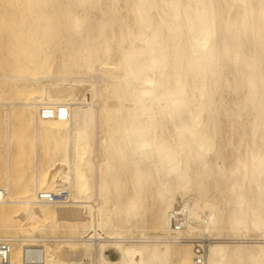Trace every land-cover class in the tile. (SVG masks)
<instances>
[{
  "label": "bare ground",
  "instance_id": "6f19581e",
  "mask_svg": "<svg viewBox=\"0 0 264 264\" xmlns=\"http://www.w3.org/2000/svg\"><path fill=\"white\" fill-rule=\"evenodd\" d=\"M7 1L26 38L0 75L13 258L30 243L52 264H194L179 238L208 235L205 264H264V0ZM18 124L32 149H12ZM63 189L69 203L39 199Z\"/></svg>",
  "mask_w": 264,
  "mask_h": 264
},
{
  "label": "rangeland",
  "instance_id": "374dc122",
  "mask_svg": "<svg viewBox=\"0 0 264 264\" xmlns=\"http://www.w3.org/2000/svg\"><path fill=\"white\" fill-rule=\"evenodd\" d=\"M8 2L7 4H8V6H7V4H6V2ZM1 2H4L3 4L5 5V8L8 10V12H10L9 10H11L10 8H12V13L14 14L13 15V19L11 18V16L10 17H7L10 13H7V12H5L6 11V9L5 8H3V6L1 5L2 3ZM103 0H101L100 1V5H101V7H106L105 5H103V3L105 4L106 3V1H104L103 3ZM13 3V1H11V4ZM102 3V4H101ZM13 5H14V3H13ZM103 5V6H102ZM0 6H1V10H3L2 11V13H1V10H0V13L1 14H3L4 12H5V14L6 15H2V17L0 18V19H5L6 17H7V20L5 19V21H3V24L1 23V21H0V25H1V29L2 30H0V75H3V74H8V75H14L13 74V72H14V70L15 71H17L18 69H19V67H21L22 66V64L24 63V58H23V56H22V45H24L23 44V42L24 41H26V38L24 37V39H23V36L22 37H20L19 35L20 34H18V33H15V31H16V29H17V27H18V23H19V21H20V17H22L23 15L22 14H24V13H22V12H24V11H22L21 12V10H18L19 8L17 7V6H15L14 5V7H11L12 5H10V2L9 1H7V0H0ZM9 8H7V7ZM119 6V8L120 7H122V6H124V4H122V2L118 5ZM15 10H14V9ZM91 9V10H90ZM89 9V13H91V12H94V14L93 13H91L90 15L93 17H95L96 15L98 16L99 14H100V12H98L99 10L97 9V8H94V9H92V8H90ZM97 11H96V10ZM55 12V14L53 13V16H56V11H54ZM121 12H122V15L124 14V15H126V12H125V10H124V12H123V9H121ZM99 13V14H98ZM11 15V14H10ZM1 16V15H0ZM4 17V18H3ZM25 17V16H24ZM8 18H11L12 19V22L13 23H11L10 21H11V19H9V22H7L8 21ZM55 18V17H54ZM24 20L25 18H21V20ZM56 19V18H55ZM54 19V20H55ZM57 20V19H56ZM55 20V21H56ZM16 21H17V23H16ZM23 22V21H22ZM26 22V21H25ZM24 22V23H25ZM10 25H9V24ZM12 25V26H11ZM14 28H15V30H14ZM6 30V31H5ZM9 32H8V31ZM13 31V32H12ZM1 33L3 34L2 35V37H1ZM9 33H11V34H9ZM19 37V38H18ZM21 38V39H20ZM19 45H21V46H19ZM62 45V47H60L61 49L63 48V45H64V47H65V44H61ZM17 48H18V50H17ZM20 49V50H19ZM10 51V52H9ZM59 49L56 51V55H55V58L57 59L56 61H57V63H58V60H59V58H60V56H59ZM19 54V55H18ZM22 57V58H21ZM19 58H21V61H22V63H21V61H20V59ZM61 60V59H60ZM19 61H20V63H19ZM60 62V61H59ZM16 64L15 65V67H14V64ZM12 65H13V68H12ZM17 66V67H16ZM18 68V69H17ZM2 70V71H1ZM12 70H13V72H12ZM4 71H6V72H4ZM18 72V71H17ZM15 74H16V72H15ZM94 74H96V73H94ZM95 79H97V80H95L94 79V81L96 82V83H98L99 82V85H103V83L105 82V80H103V77H101V76H99V74H96L95 75ZM99 77H101L100 79H98ZM8 81V82H7ZM6 82H4L3 84H5V85H7L6 87H7V89H9L10 88V86L13 84V83H11V82H13L12 80L10 81V80H7ZM100 81H102V82H100ZM10 82V83H9ZM87 81H85V84L83 85V87H82V85H80V86H77V89H76V93H77V95H80L81 93L82 94H84L83 93V90H84V88L85 87H89L90 88V84H88V83H90V82H87ZM9 83V84H8ZM84 83V82H83ZM3 84H2V88H0V90L2 89V91H0V94H1V92H4L3 93V95L5 94V93H7V89L5 88V85L3 86ZM86 85H88V86H86ZM80 88V89H79ZM86 88V89H87ZM88 88V89H89ZM5 89H6V91H5ZM82 89V90H81ZM88 91V90H87ZM86 90H84V92L86 93L87 92ZM10 91H8V93H9ZM79 92V93H78ZM7 93V94H8ZM228 92H223V96H224V98L227 100V101H229V102H233V101H231V100H234L235 101V96L232 94V93H228ZM7 94H5L4 96H7ZM225 94V95H224ZM2 94L0 95V96H3ZM228 95V96H227ZM12 97L13 98V94H8V96L7 97ZM234 96V97H233ZM231 97V98H230ZM0 109H1V107H0ZM2 110V109H1ZM19 126V127H18ZM17 127V128H16ZM15 127V131H14V137H15V140H14V143H13V145H12V149L13 150H16L17 148H19L20 147V145L22 144V146L23 147H29L30 148V146H31V148L30 149H32L33 147H34V141H33V139L31 138V137H28L27 139H25V138H23V137H21V135H23V131H24V127L23 126H21V125H17ZM227 136V135H226ZM30 139V140H29ZM31 139H32V141H31ZM24 140V141H23ZM24 143H23V142ZM28 141H29V143H28ZM20 142H21V144H20ZM26 143V144H25ZM31 144V145H30ZM33 145V146H32ZM231 146H229V148H230ZM15 152V153H14ZM13 154L15 155V154H17L16 153V151H13ZM4 160H5V134H4V129H3V126L0 124V171L3 169V162H4ZM228 161V160H227ZM229 162V163H228ZM228 162H226V164H230V161H228ZM213 192H214V194H217V192H215L214 190H212V194H213ZM210 194H211V192H210ZM181 201V196L180 195H178L177 196V201H176V203H175V205L174 206H176V205H178V204H180L179 202ZM178 202V203H177Z\"/></svg>",
  "mask_w": 264,
  "mask_h": 264
},
{
  "label": "built area",
  "instance_id": "2783aa9c",
  "mask_svg": "<svg viewBox=\"0 0 264 264\" xmlns=\"http://www.w3.org/2000/svg\"><path fill=\"white\" fill-rule=\"evenodd\" d=\"M62 108L58 110L51 108L42 110L41 114L46 118H54L57 116L66 117L63 115ZM39 199L53 203H69L71 195L69 190L63 189L60 192H40ZM186 213L180 205H177L170 214L171 225L173 232H178L185 229ZM181 242L189 241L193 246L194 264H205L209 243L212 241L208 235H191L179 238ZM0 264H52L47 260L44 246L39 244L24 243L22 256L20 261L13 258L12 240H0Z\"/></svg>",
  "mask_w": 264,
  "mask_h": 264
}]
</instances>
